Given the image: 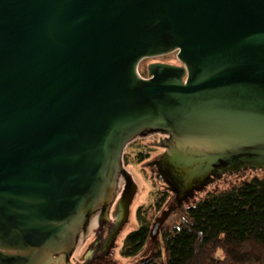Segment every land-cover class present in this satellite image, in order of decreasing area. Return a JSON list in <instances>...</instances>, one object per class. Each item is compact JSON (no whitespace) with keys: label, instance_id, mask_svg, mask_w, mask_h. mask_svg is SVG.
<instances>
[{"label":"water","instance_id":"water-1","mask_svg":"<svg viewBox=\"0 0 264 264\" xmlns=\"http://www.w3.org/2000/svg\"><path fill=\"white\" fill-rule=\"evenodd\" d=\"M155 133L174 208L264 170V0H0V264H72L115 205L127 221L124 151Z\"/></svg>","mask_w":264,"mask_h":264},{"label":"trees","instance_id":"trees-1","mask_svg":"<svg viewBox=\"0 0 264 264\" xmlns=\"http://www.w3.org/2000/svg\"><path fill=\"white\" fill-rule=\"evenodd\" d=\"M166 200L167 194L159 196V212ZM153 223L145 220L128 234L124 256L145 250ZM162 239L165 254L145 264H264V179L209 193Z\"/></svg>","mask_w":264,"mask_h":264},{"label":"rangeland","instance_id":"rangeland-1","mask_svg":"<svg viewBox=\"0 0 264 264\" xmlns=\"http://www.w3.org/2000/svg\"><path fill=\"white\" fill-rule=\"evenodd\" d=\"M152 62H165L170 64L181 65L182 63L177 57V51L171 52L166 55L146 58L139 66L140 74L143 77L148 78V66ZM165 147L162 144V140L159 133L148 134L145 136H138L134 138L127 145L124 151V167L131 173L135 183L138 186L137 193L133 199L130 214L128 220L123 225L118 238L116 240L115 250L113 253L114 264H139L148 263L152 258L157 255L165 254L162 234L166 231L173 230L176 228L181 221L186 217L187 210L190 206L196 205L199 201L203 200L209 193H218L222 191H227L236 185L242 184L244 181H249L254 177H259L264 179V170L259 169H243L238 172L226 173L220 178H217L213 183L208 185L203 191L197 192L196 195L190 199L189 202L185 203L180 209L173 211L168 217L163 228H160L158 236L154 239L150 238L145 250L134 257L124 256L125 252V240L129 233L137 230L141 222L147 220L155 222L156 218L160 216L161 211L158 212L159 207L157 206V201L159 196L163 193L167 194L169 200L167 203L163 204L164 208L170 205L175 193H173L165 181L162 179H157L156 175L158 171H155L154 166L145 165L144 159H148V162L155 160L159 156L165 153L163 149ZM168 187V188H166ZM116 207V205H115ZM138 212V213H137ZM111 218L117 220L116 215L111 213ZM117 226L119 221L117 220ZM113 224V219L105 225H96L88 234L87 238L78 245L75 253L72 256V264H85L89 262L94 251L97 250L96 241L98 240L96 234L99 228L103 226H108ZM116 225V223H115ZM112 227V230L117 228V226ZM105 231V230H104ZM107 234V229L105 235ZM106 236L102 241L101 248H105ZM108 241V239H107Z\"/></svg>","mask_w":264,"mask_h":264},{"label":"flooded vegetation","instance_id":"flooded-vegetation-1","mask_svg":"<svg viewBox=\"0 0 264 264\" xmlns=\"http://www.w3.org/2000/svg\"><path fill=\"white\" fill-rule=\"evenodd\" d=\"M166 140V144H167V142H168V136H166V138H165ZM163 149L165 150V152H166V150H167V148H166V146L165 147H163ZM163 155V154H162ZM161 155V156H162ZM161 156H159L158 158H156V159H159V158H161ZM155 159V160H156ZM144 162H146L148 165L150 164V162H152V161H154V160H152V161H150V162H148V159H144L143 160ZM154 167H157V166H154ZM168 200H169V197H168ZM168 200H166L165 201V204H166V202L168 201ZM169 205V204H168ZM174 208V206L173 205H170V206H168L167 208H164V209H162L161 210V214L164 212V211H166V210H168L169 208ZM183 206H181V207H176V208H174L171 212H170V214L173 212V211H175V210H177L178 211V209L180 208H182ZM158 212H159V210H158ZM138 213V212H137ZM113 214H115L116 215V218H118L117 220L118 221H120V223H119V226H117V220H114V218H111V219H113V224H110V225H108V226H103L102 228H99V230H98V232H97V234H96V236H97V238H98V240L96 241V244H97V250L96 251H94V253H93V255L91 256V258H90V260H89V262L87 261L85 264H114V262H113V253H114V248H115V245H116V240H117V238H118V235H119V233H120V231H121V229H122V227H123V225L125 224V222L123 221V218H122V212H121V208H120V205L119 204H117L116 205V207L114 208V210H113ZM160 214V215H161ZM169 214V215H170ZM168 215V216H169ZM167 219V218H166ZM167 221V220H166ZM124 222V223H123ZM115 223H116V225H115ZM165 224V223H164ZM164 224H163V226H164ZM114 225L115 226H117V228H115L114 230H112V227H114ZM163 226H162V228H163ZM106 229H107V234L105 235V231H106ZM105 230V231H104ZM106 236V243L104 244L105 245V248H101V246H102V241H103V239H104V237ZM107 239H108V241H107Z\"/></svg>","mask_w":264,"mask_h":264}]
</instances>
